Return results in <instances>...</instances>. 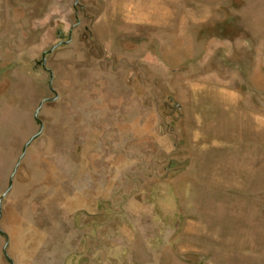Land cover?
I'll return each instance as SVG.
<instances>
[{
  "label": "rangeland",
  "instance_id": "obj_1",
  "mask_svg": "<svg viewBox=\"0 0 264 264\" xmlns=\"http://www.w3.org/2000/svg\"><path fill=\"white\" fill-rule=\"evenodd\" d=\"M156 6L184 32L130 15ZM50 98L15 264H264V0H0V197Z\"/></svg>",
  "mask_w": 264,
  "mask_h": 264
},
{
  "label": "water",
  "instance_id": "obj_2",
  "mask_svg": "<svg viewBox=\"0 0 264 264\" xmlns=\"http://www.w3.org/2000/svg\"><path fill=\"white\" fill-rule=\"evenodd\" d=\"M70 40H71V35H70V39H69V41H70ZM63 43H67V42H61L60 44L54 46L53 48H51L50 50H48L47 52H45V53L43 54V56H42V60L39 62V64L42 65V67L44 68V70H46V71H48V72L50 73V88H51V90H52L53 92H55V91H54V88L52 87V85H53V80H54V74H53V72H52L50 69H48V68L46 67V63H47V55H48V54H51V53H52L57 47H59V46H60L61 44H63ZM53 100H54V99H51V98H50V99H45V100H43V101L40 103L38 109L35 111V119L40 123V130H39V132H38L36 135L32 136V137L28 140V142L24 145V148H23V151H22V155L20 156V158H19V160H18V162H17V164H16V166H15V168H14V170H13L11 176H10L9 186H8L7 190H6V191L2 194V196L0 197V221H1V218H2V202H3V199H4L5 196L11 191V189H12V187H13V179H14V177H15V175H16V172H17L18 167H19V165H20V163H21V160H22L23 157L25 156V154H26V152H27V148H28V146L33 142V140H35L37 137H39L40 134H41L42 131H43V123L41 122V120H40L39 117H38L39 112H40V110H41L43 104H44L46 101H53ZM0 233H1V234H4V235L6 236V244H5V246H4L3 253H4L6 259H7L11 264H15L14 260L9 256L8 251H7V247H8V245H9V237H8V235H7V234L1 229V226H0Z\"/></svg>",
  "mask_w": 264,
  "mask_h": 264
},
{
  "label": "crops",
  "instance_id": "obj_3",
  "mask_svg": "<svg viewBox=\"0 0 264 264\" xmlns=\"http://www.w3.org/2000/svg\"><path fill=\"white\" fill-rule=\"evenodd\" d=\"M129 1H142V0H129ZM149 1H158V0H149ZM166 1H173V0H166ZM159 11H161V13H159ZM130 15H133V17L138 18V21L144 22L154 30H158L159 27L161 28L164 27L162 30H165L166 32H179V33L184 32L183 28H178L179 26L175 24V21L173 19L174 12L171 11L170 9L159 10V8H157L156 6L153 9V14L150 13L148 15L146 13H143L140 9L138 11L134 10V12L130 13Z\"/></svg>",
  "mask_w": 264,
  "mask_h": 264
}]
</instances>
